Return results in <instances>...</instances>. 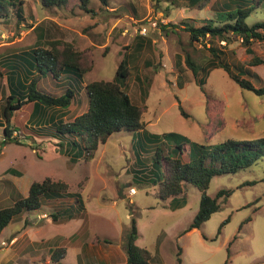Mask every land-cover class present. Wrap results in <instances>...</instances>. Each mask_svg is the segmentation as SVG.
I'll use <instances>...</instances> for the list:
<instances>
[{
  "label": "rangeland",
  "instance_id": "1",
  "mask_svg": "<svg viewBox=\"0 0 264 264\" xmlns=\"http://www.w3.org/2000/svg\"><path fill=\"white\" fill-rule=\"evenodd\" d=\"M223 1L205 0L201 6L191 7L189 0H109L108 5L91 0L88 7L92 11H86L80 0H67L61 7L44 6L41 0H16L17 4L9 7L8 17L0 18V70L7 73L9 67L16 66L23 82L32 58L27 51L42 45L44 39L72 42L88 53L93 69L83 79L63 74L57 80L49 74L39 82L40 89L55 96L62 95L68 87L75 90L69 108L64 109L67 112L60 115L63 109L53 112L55 108H51L45 118L38 113L26 126L33 113V106L26 104L13 117L18 127L28 129L27 135L23 133L26 137L18 132L16 139H6L0 126V185L6 189L5 170L15 168L8 175L22 192H12L8 185L10 194L0 207L12 205L21 194L27 195L26 185L49 177L66 182L71 194L82 195L85 215L69 223L71 229L81 225V232L86 235L80 237L82 243L88 241L98 249L121 246L135 220L138 244L151 251L152 264H179V258L181 264H264V156L252 166L216 175L208 195L216 197L222 189L231 190V194L219 197V209L200 228L187 231L199 209L201 192L195 185L186 184L183 193L177 196L180 207L171 205L172 199L160 196L162 171L168 168L166 164L160 167L156 161L157 143L138 137L134 131L122 130L101 144L93 159L86 160L83 154L75 162L70 158L76 151L84 152L81 141L76 146L71 137L58 132L55 126L61 117L69 122L85 112L86 84L105 79L119 82L133 102L143 106L146 123L143 131L185 136L171 137L167 149L181 143L185 146L189 141L211 147L226 139L264 137V96L240 87L221 67L210 68L209 74H204L207 80L203 91L185 62L188 53L198 64L202 61L206 64L211 56L202 44H190L186 23L196 19L199 24L214 18ZM20 3L21 16L16 11ZM262 19L264 1L256 5L248 22L253 24ZM143 26L148 29L147 35L139 32ZM122 27L125 28L120 32ZM215 45L224 51V60L235 69L241 65L249 69L246 77L256 87L264 86L263 40L251 43L252 52L238 36ZM123 58L130 67V75L125 79L117 77ZM259 59L263 62L255 64ZM202 73L201 70L200 76ZM3 85L2 105L8 91L6 77ZM51 113L55 115L53 125L47 119ZM12 133L13 129L11 136ZM54 137L63 141V146L56 144ZM17 170L23 175H17ZM131 188L136 189L132 196L128 194ZM52 210L44 203L27 216L34 223H49L50 219L43 220L40 215ZM64 211L60 217L71 215L75 209L68 207ZM22 224L16 221L15 229ZM45 227L48 237L59 233L66 237L70 228L58 224ZM63 244L68 248L66 264L82 262L75 243ZM37 264H41L40 259ZM104 264L126 262L114 255L110 263Z\"/></svg>",
  "mask_w": 264,
  "mask_h": 264
},
{
  "label": "trees",
  "instance_id": "2",
  "mask_svg": "<svg viewBox=\"0 0 264 264\" xmlns=\"http://www.w3.org/2000/svg\"><path fill=\"white\" fill-rule=\"evenodd\" d=\"M100 1L104 5L109 4V0ZM263 1L224 0L214 18L199 24L196 19L186 23L185 28L190 35V44H202L211 54L206 64L203 61L198 64L190 53L185 56L188 68L192 70L203 91H206L207 80L204 74L208 75L210 68L212 70L221 67L240 87L264 96V86L256 87L253 81L246 77V74L250 73L249 69H245L243 65L236 66L235 69L224 60V51L215 45L216 42H228L233 36H238L246 45L247 50L252 52L251 43L255 40L264 41V19L250 24L248 18L253 15L256 5ZM41 2L47 7H61L67 3V0H41ZM90 2L91 0H80L81 7L86 11H92L88 7ZM204 2L205 0H189V5L196 7L201 6ZM16 4V0H0V18H7L9 7ZM18 5L20 7L16 11L21 16L22 5L21 3ZM27 53L32 58L29 60L30 64L27 68L29 74L23 76V82H21V75L16 66L15 68L9 67L7 73L0 70V93L4 90L5 77L8 84V93L5 97L2 114L3 122L7 124L4 129L5 138L9 140L16 139V137L9 136L10 121L15 114H19L16 112L21 110L24 105L31 104L33 106L31 114V118H33L38 113L41 114L42 109H66L75 97V90L71 87H68L60 96L43 91L39 88V82L43 77L51 74L54 79L59 80L63 74H69L83 79L85 74L93 69V62L87 52L77 49L72 42L61 39H44L42 45H36ZM261 62L263 60L259 59L255 64ZM129 69L128 61L123 58L117 69V77L127 78L130 75ZM201 70L204 72L202 76H200ZM253 74L258 77L257 74ZM85 89L88 96L87 110L72 121L60 120L58 124H55L56 130L71 136L70 140L76 146H80L78 140L83 145L84 152L76 151L72 155V160L78 161L83 154L86 160L93 159L100 145L106 143L111 135L122 130L134 131L138 137H144L157 143L156 161L160 167L166 164L168 168L164 172L162 171L160 196L163 199L172 197L171 205L176 204V207H180L181 203L178 202L177 196L183 193L186 184L195 185L201 192L199 209L187 231L200 228L211 214L219 209V197L231 194V190L222 189L216 197L208 195L207 190L216 175L236 172L242 167L252 166L264 156V137L247 140L226 139L211 147L206 143L189 141L185 146L181 143L177 144L174 149H167L166 145L171 141V137L185 138V136L176 132L158 134L143 131L146 128V123L143 121V106L134 103L129 93L119 82L105 79L93 80L86 84ZM3 97L4 95L1 98ZM13 98H16L17 101L13 102ZM45 116L46 113L43 117L45 118ZM63 143L61 142L60 145L63 146ZM16 173L21 174L19 171ZM65 194H71V192H69V185L62 180L57 181L48 177L43 181H34L27 196L17 199L10 206L0 208V234L22 212L39 209L44 198H58ZM75 195L78 196V201H82L81 195L76 193ZM79 204L82 205V202ZM60 214L59 211L53 213L52 219L60 220ZM138 238V227L136 221L133 220L124 244L127 264H152L151 251L139 245ZM65 254V248H56L52 259L58 264ZM179 264H181V258H179Z\"/></svg>",
  "mask_w": 264,
  "mask_h": 264
},
{
  "label": "crops",
  "instance_id": "3",
  "mask_svg": "<svg viewBox=\"0 0 264 264\" xmlns=\"http://www.w3.org/2000/svg\"><path fill=\"white\" fill-rule=\"evenodd\" d=\"M117 10V8H110V10ZM120 20H118L119 22ZM95 26L97 25V22L94 23ZM117 26V25H115ZM36 27V26H35ZM34 27V28H35ZM125 27L120 28V32L124 30ZM28 70V69H27ZM7 92H5V94H7ZM88 99V96H87ZM88 102V100H87ZM88 106V105H87ZM3 107L4 105H2L0 103V125L3 127V129H5L7 124L3 123ZM69 108V107H68ZM66 108V109H68ZM22 110V109H21ZM50 110V109H48ZM55 111H60L59 109H54L53 112ZM64 112V109L62 111H60L58 114H62ZM47 113L46 109H42L41 111V116H43L44 114ZM82 114V113H81ZM80 115V114H79ZM66 116V115H65ZM78 116V115H77ZM14 117V116H13ZM32 118H29L26 122V126H29L30 124V120ZM48 121H50V125L55 124V115L54 113H51L49 115V118H47ZM54 119V120H53ZM58 120V119H57ZM62 120V117L59 118V121ZM11 128L13 129V137H16L18 132L21 133V136L26 137L27 135V130L24 126L22 128L18 127L17 124L15 123V121H13V118L11 119L10 124ZM26 134V135H23ZM11 134V130L9 131V136ZM68 137H71L69 135H67ZM66 136V137H67ZM42 138V136H40ZM49 137V136H44ZM54 142L56 144H60L63 141H59V138L54 137ZM70 160L72 161V157L70 158ZM13 173L14 171H16L15 168H8L5 170L4 173V180L5 182L9 185V188H12V192L17 191L18 193H22L21 190L19 189V187L15 184L14 180L10 177V175H8L9 173ZM19 171V170H17ZM21 174H17L19 176H22L23 173L21 171H19ZM12 179V180H11ZM33 183V182H32ZM32 183L28 184L25 186L26 189H28V193L29 194V190L30 187L32 185ZM10 184L12 186H10ZM6 185V184H5ZM8 185H6V189L4 187H2L0 185V203L3 201V199H5L8 194H10V192L7 190ZM123 194V193H122ZM27 195H22L21 197H25ZM81 195V194H79ZM124 197H126V194H123ZM19 196V198H21ZM19 198H16L19 199ZM81 199H82V195H81ZM168 199H172L171 197ZM15 200V201H16ZM14 201V202H15ZM13 202V203H14ZM80 202L83 203V201H78V196L77 195H73V194H65L62 197H52V198H44L42 205L45 203L47 205L50 206L51 209H53L50 213L48 212H44L43 214L47 213L48 217H43L41 214V218L43 220L45 219H50L49 223H34L28 216V213L37 211V210H33V211H24L22 212L20 215H18L17 217H15L1 232L0 234V264H37V260L40 259L41 260V264H51L54 263L56 264L53 259H52V255L53 252L55 251L56 248H65L66 249V254L59 260L58 264H66L67 262V253H68V248H66L67 246L63 243H65V241H69L70 244L71 243H75V248H76V252L78 253V256L80 257V260H82V262L78 261V264H104L105 262L110 263L111 257H114V255L118 258H121L122 261L126 262L127 264V256L125 255V247L124 244L121 246H109L107 248L101 247V249H98L97 246H95L93 243H89L87 242H81L80 241V237H82V235H84V237L86 236L83 232H81V225H78L79 228H73L71 229L70 226V222L71 221H77L79 218H83L85 215V210L86 208V204L84 202V207L79 204ZM68 207H72L75 209V211H73V213L69 216H64V217H59L60 220L54 221L53 218V214L51 215V213L53 212H64V210H66ZM1 208V207H0ZM50 214V215H49ZM16 221H20L22 222V226L20 229H15L14 225ZM86 222V221H85ZM85 222H83L85 224ZM82 223V224H83ZM47 224H58V225H65L70 227L68 229V236L65 237V235H61L59 233V235L55 236H47L46 234H48L45 230V226ZM77 225V224H75ZM67 230H65L66 232ZM65 237V238H63ZM82 237V239L84 238ZM139 239V238H138ZM107 242H110L108 240H106ZM111 243V242H110ZM138 243V240H137ZM49 245L47 248L45 245ZM65 245L66 247L62 246Z\"/></svg>",
  "mask_w": 264,
  "mask_h": 264
},
{
  "label": "built area",
  "instance_id": "4",
  "mask_svg": "<svg viewBox=\"0 0 264 264\" xmlns=\"http://www.w3.org/2000/svg\"><path fill=\"white\" fill-rule=\"evenodd\" d=\"M139 32H140L142 35H147L148 29H147L146 26H143V27L139 30ZM0 139H1V135H0ZM135 192H136V189H135V188H131V189L129 190L128 194H129L130 196H132V195L135 194ZM43 217H48V214H47V213L43 214V215H42V218H43Z\"/></svg>",
  "mask_w": 264,
  "mask_h": 264
}]
</instances>
